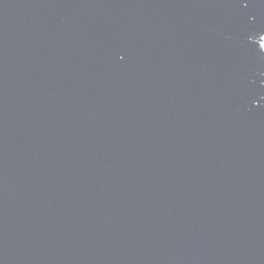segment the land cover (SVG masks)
Listing matches in <instances>:
<instances>
[{"label":"water","instance_id":"95a60500","mask_svg":"<svg viewBox=\"0 0 264 264\" xmlns=\"http://www.w3.org/2000/svg\"><path fill=\"white\" fill-rule=\"evenodd\" d=\"M0 264H264V0H0Z\"/></svg>","mask_w":264,"mask_h":264}]
</instances>
